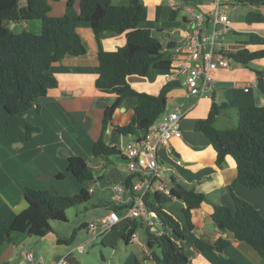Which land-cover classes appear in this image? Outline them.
Listing matches in <instances>:
<instances>
[{
  "label": "crops",
  "instance_id": "0c3cea01",
  "mask_svg": "<svg viewBox=\"0 0 264 264\" xmlns=\"http://www.w3.org/2000/svg\"><path fill=\"white\" fill-rule=\"evenodd\" d=\"M143 1L148 8V18L141 27L152 30L161 40L172 67L180 59L176 48L186 40L190 30L191 15L186 12V8L205 12L210 11L211 7L207 0ZM21 2L26 4L25 0ZM49 3L51 16L65 15L68 0ZM112 3L115 6H125L130 0H113ZM75 8L80 12V0H76ZM172 12L175 13L173 19ZM251 12H259L264 18V6L253 7L237 1L228 6L227 13L233 30L223 41L227 54L245 48L251 52L264 50V23H248L247 16ZM13 29L17 32L27 29L40 34L42 25L40 21L34 20L18 26L15 24ZM77 31L87 53L80 57H67L52 67L51 71L58 80L56 88L51 89L46 96L38 98L35 106L25 114L10 117L4 107L0 106V264H56L64 257H67L69 264H135L137 260H141L143 264H156L150 259L146 231L161 234L164 226L158 220L152 223L144 220L134 235L135 239L132 238L129 242L120 240L115 248L104 247L101 244L102 237L93 239L88 226L82 227L91 222L86 218L81 222L80 233H73L76 235L72 244L59 242L60 239H68L72 235H63L52 224V232L39 240L27 234H19L13 242H8V237L3 235L4 229L11 227L15 218L28 207L24 197L26 188L46 190L60 196H73L85 187L69 172L71 157L84 159L95 170L96 176H99V180L87 186L89 189L94 188L89 203L93 208L102 209L104 215L101 219L115 206L110 187L115 184L125 186L129 176L135 177L133 181L138 179L131 174L128 159L123 153L125 147L136 137L123 136L117 130L118 126H126L131 122L136 99L132 97L121 101L104 132L105 112L116 103L117 95L102 93L96 86L100 74V44L107 52L117 51L126 45V35L104 31L98 40L92 26L86 21H80ZM251 34L261 38L263 44L247 45ZM168 71H161L154 82L138 76H130L128 82L138 92L157 96L169 82ZM257 72L264 75V58L246 65L233 60L229 68L215 72L210 97H187L183 84L169 93L167 112L175 107L182 110V136L173 138L159 150L160 181L170 191V182L174 178L197 193L208 195L211 201L192 210L190 222L184 213L186 205L183 201L174 198L163 205L164 210L180 224V231L167 228V233L177 246L185 249L189 264H264V259L250 245L237 241L232 232L220 231L214 223L213 204L230 207L235 212L230 186L238 174L237 164L228 156L226 162L219 166L217 152L211 141L196 129L199 120L208 118L213 103L229 106L216 120V126L220 129H225L219 125L222 119L231 123L230 116L237 117L239 109L264 107V95L257 86ZM26 122L41 130L30 140L26 137ZM103 132L105 141L110 146H116L123 156H94V145ZM60 174L63 175L61 179L58 177ZM97 189L102 195L94 199ZM234 191L264 216V188L253 190L239 184ZM130 195L132 194L128 192L126 197ZM130 205L128 203L123 206L125 209L121 215ZM80 234L86 237L84 241L80 240ZM221 238L231 243L223 252L199 251L196 248L199 241L211 245ZM99 244L103 250L108 251L102 256L101 262H91L81 257L86 254L88 247ZM81 247L84 248L83 252L79 250ZM30 253L34 256L32 261L22 259Z\"/></svg>",
  "mask_w": 264,
  "mask_h": 264
},
{
  "label": "trees",
  "instance_id": "16d2710c",
  "mask_svg": "<svg viewBox=\"0 0 264 264\" xmlns=\"http://www.w3.org/2000/svg\"><path fill=\"white\" fill-rule=\"evenodd\" d=\"M0 0V106L10 117L25 114L35 106L38 98L46 96L58 86V80L52 73V67L67 57H80L87 53L84 42L77 31L80 21H86L99 40L104 31H114L126 35V45L114 52L105 51L101 44L98 52L99 77L96 86L102 93L116 94L117 101L105 112L104 132L108 121L123 99L135 98L136 107L131 122L118 126L123 136H135L142 139L148 129L167 113L169 93L181 86L180 82H168L160 94L153 96L138 92L128 82L130 76L147 78L154 82L161 71L171 68V59L164 53L161 40L152 30L144 29L141 24L148 18V8L143 0H130L125 6L113 5V0H80V12L75 8L76 0H68L66 13L61 17L50 15V1L58 0ZM239 4L253 7L264 6V0H237ZM175 13L171 15L174 18ZM159 17V15H158ZM40 21L42 31L35 34L24 29L17 32L10 29L12 24L22 25L29 21ZM251 24L264 23L259 12L247 16ZM246 43V42H245ZM263 44V40L250 35L247 45ZM240 64H248L264 58V50L251 52L248 48L228 54ZM257 86L264 95V75L257 72ZM229 109L227 104L213 103L207 119L199 120L197 131L202 132L217 152V164L222 166L228 156L237 164V177L230 190L235 202V212L226 206L214 205L213 220L222 232H232L239 242L250 245L264 259V216L250 202L235 194L237 185L250 189L264 188V107H246L238 110V123L229 129L216 126L217 118ZM26 137L30 140L41 130L26 122ZM104 132L94 145L96 158L123 156L116 147L110 146L104 139ZM69 172L80 184L85 185L78 194L60 196L46 190L26 188L24 197L28 207L20 213L3 235L13 242L15 235L27 234L41 239L52 232L51 222L67 223L66 212L77 206L87 204L92 196L87 184L99 180L95 170L84 159L71 157ZM60 179L63 175L58 176ZM134 176H129L125 186L130 189ZM170 194L149 193L145 203L150 211L158 216L164 226L161 234L146 231L150 249V259L156 264H189L188 256L182 246H177L167 233V228L180 231L179 222L168 214L163 205L174 198L185 203L184 213L190 222L192 210L202 203L211 202L209 196L197 193L194 189L178 183L174 178L170 182ZM112 209L121 212L124 207ZM145 221L142 219L123 220L113 230L101 236V244L106 248H115L120 240L129 242ZM83 225L82 227H87ZM59 240L72 244L75 238ZM231 245L227 239H219L211 245L197 242L199 251L216 250L223 252ZM9 264V263H1ZM135 264H143L137 260Z\"/></svg>",
  "mask_w": 264,
  "mask_h": 264
},
{
  "label": "built area",
  "instance_id": "2783aa9c",
  "mask_svg": "<svg viewBox=\"0 0 264 264\" xmlns=\"http://www.w3.org/2000/svg\"><path fill=\"white\" fill-rule=\"evenodd\" d=\"M237 0H207L210 11L195 12L186 8L191 15L188 37L177 48L180 59L173 65L168 73L169 82H180L186 88L187 97L202 99L211 95L214 74L222 68H229L232 60L224 50L223 41L231 32L227 8L231 2ZM182 110L175 107L165 113L160 120L153 124L142 139H134L123 151L129 162L131 174L136 175L132 187L127 189L123 184L110 187L116 207L128 206L123 215L111 209L109 213L98 222L88 224V230L94 236L101 237L113 230L123 220L143 219L152 223L158 219L154 211L148 210L145 196L149 193L161 192L169 195L170 191L161 183L159 150L173 138L182 136L180 121ZM94 188H90L92 193ZM131 193L128 198L127 193ZM153 225V224H151ZM135 239V236H133ZM83 247L79 250L83 252ZM33 254L26 259L32 261ZM56 264H69L67 257L61 258Z\"/></svg>",
  "mask_w": 264,
  "mask_h": 264
},
{
  "label": "rangeland",
  "instance_id": "374dc122",
  "mask_svg": "<svg viewBox=\"0 0 264 264\" xmlns=\"http://www.w3.org/2000/svg\"><path fill=\"white\" fill-rule=\"evenodd\" d=\"M229 120L232 121V122L231 123H227L226 119H222V122L219 124L220 127H225V129L226 128H231V127L235 126L238 123V121H239L238 120V116L237 117L230 116ZM94 187H97V185L94 184ZM96 192L97 193L95 194L94 199H98L97 196L102 195V193L100 192L99 189H97ZM85 205H87L86 206L87 210L85 209ZM66 214H67V218H68V222L67 223L56 222V223H51V224L53 225V227L55 229L60 231L63 235H67V237H70L71 235H73V233L75 231L78 234L80 233L81 230H79V228L81 226V222L85 218H86V220L91 221L89 223L98 222L101 219V216L104 215V212L102 211V209H100V207L99 208H97V207L93 208V207L90 206V203H87V204H83L81 206H77V207H73V208L69 209L66 212ZM17 235H19V234H17ZM17 235H15V236H17ZM85 238L86 237L84 236V234H80V240L81 241H84ZM37 240H39V239H37ZM107 252L108 251L107 250H103L101 248V245L99 244V245H97L95 247H88L87 250H86V254L85 255H81V257L83 259H88L91 262L92 261L93 262H96V261H98V262L100 261L101 262L102 256L106 255ZM24 258L25 257H22L23 260H26V258L25 259Z\"/></svg>",
  "mask_w": 264,
  "mask_h": 264
},
{
  "label": "water",
  "instance_id": "95a60500",
  "mask_svg": "<svg viewBox=\"0 0 264 264\" xmlns=\"http://www.w3.org/2000/svg\"><path fill=\"white\" fill-rule=\"evenodd\" d=\"M14 25H15V24H12V25L10 26V29H11V30L13 29Z\"/></svg>",
  "mask_w": 264,
  "mask_h": 264
}]
</instances>
